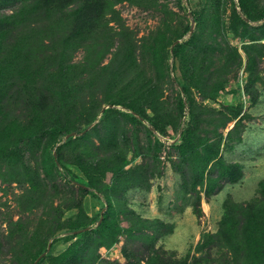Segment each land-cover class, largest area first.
I'll return each mask as SVG.
<instances>
[{
  "label": "rangeland",
  "instance_id": "rangeland-1",
  "mask_svg": "<svg viewBox=\"0 0 264 264\" xmlns=\"http://www.w3.org/2000/svg\"><path fill=\"white\" fill-rule=\"evenodd\" d=\"M263 189L264 0H0V264H249Z\"/></svg>",
  "mask_w": 264,
  "mask_h": 264
},
{
  "label": "trees",
  "instance_id": "trees-1",
  "mask_svg": "<svg viewBox=\"0 0 264 264\" xmlns=\"http://www.w3.org/2000/svg\"><path fill=\"white\" fill-rule=\"evenodd\" d=\"M194 18H195V21L198 22V18L195 16H194ZM238 18H239V21H242V19L239 16H238ZM180 46H182V44L178 43L174 47V50H173L174 53H176L177 48H179ZM225 105H227V102L225 103ZM227 106L229 107V109H231V111H233V118L231 120H235L236 118H238V116L240 115V112L237 110V108H235L234 106L229 105V104ZM131 117L135 122H141L144 119L141 116V114H139L138 112H135V116H131ZM83 132H85V130ZM65 133H66V135L71 134L69 132H65ZM193 135L198 136L197 135V129L195 127L194 128L188 127V129L184 132L183 138L188 143L191 141ZM71 138L72 137H70V139ZM135 148H136L137 153H140L141 150H144V147L141 146L138 138H136V140H135ZM205 152L207 154L211 155V158L209 161V162H211L220 153V147L217 145L207 146V147H205ZM57 160H58V158H57ZM219 162L221 163V167L223 169V173H224L223 175H229L230 180L235 181L237 179L236 175L240 171L238 166H234L231 164H225L221 160ZM56 163L58 164L59 162L57 161ZM214 186H215V184H211L210 188L213 189ZM84 188H86V186H84ZM84 192H85V194L91 195L93 197H96L98 195L96 192H94L88 188H86L84 190ZM263 194H264V189H263ZM107 203L109 205V209H111L112 205L109 203V200H107ZM251 208L252 207H250V209ZM260 216L261 217L259 219L251 220L250 223L247 226H245V228L243 230L244 235L242 237L245 239V245L247 246V250H246L245 254L247 255L249 264H264V211H262V214ZM108 217L109 216L107 214H103V220L97 226L96 229H89V230H86V231H83V232L77 233V234L75 232L80 231V230H84V229L88 228V226H86V227L79 226V227L73 229L74 230L73 232L75 233V237L88 236V235H91L92 233H97L101 237H104V238L110 237V231H111L112 227L107 223ZM99 221H100V219H99ZM43 255L44 254H40L37 257L36 261L39 260L38 262L40 263L44 259ZM38 262L36 264H38Z\"/></svg>",
  "mask_w": 264,
  "mask_h": 264
},
{
  "label": "water",
  "instance_id": "water-1",
  "mask_svg": "<svg viewBox=\"0 0 264 264\" xmlns=\"http://www.w3.org/2000/svg\"><path fill=\"white\" fill-rule=\"evenodd\" d=\"M190 18H191V21H192V27H191V30H190V32H191V34L194 32V29H195V25H196V21H195V18H194V16H193V14L192 13H190ZM178 43H180V40H177L176 42H175V44L172 46V52H173V50H174V47H175V45H177ZM85 133V132H84ZM78 134L77 133H71L70 135H68L67 136V138H70V137H75V136H77ZM54 157H55V160H56V162L58 161L57 160V153H55L54 154ZM102 220H103V212H102V217H101V220L99 221V224L102 222ZM90 228H86V229H84V230H80V231H77V232H75L76 234L77 233H81V232H83V231H86V230H89ZM50 247L51 246H49V249L48 250H50ZM45 255V254H44ZM43 255V256H44ZM40 259V258H39Z\"/></svg>",
  "mask_w": 264,
  "mask_h": 264
}]
</instances>
